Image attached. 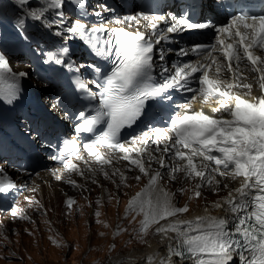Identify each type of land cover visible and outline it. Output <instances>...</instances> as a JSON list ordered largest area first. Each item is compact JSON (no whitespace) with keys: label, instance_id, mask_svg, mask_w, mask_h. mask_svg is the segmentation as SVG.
Instances as JSON below:
<instances>
[{"label":"snow or ice","instance_id":"obj_1","mask_svg":"<svg viewBox=\"0 0 264 264\" xmlns=\"http://www.w3.org/2000/svg\"><path fill=\"white\" fill-rule=\"evenodd\" d=\"M215 3L223 7L222 0ZM69 5L76 11L75 19H69L65 13ZM10 6L13 16L9 24L18 41L29 46L35 43L33 51L44 64L76 77L71 81V89L57 94L49 106L61 110L62 118L71 122L73 133L72 138L57 137L59 151L51 158L67 170L83 175L73 158L87 164L83 154L87 153L97 164L110 165V153L119 151L124 154L123 160L148 177L151 188L163 175L160 170L145 167L146 155L161 169L169 170L173 181L178 179L177 172H183L186 178H200L195 185L197 198L205 185L214 192L222 190L217 175L242 177L240 187L213 202L214 208L223 209L220 216L183 220L177 215L186 213L188 207L174 206L167 194L163 198L159 194L147 200L141 198L138 208L143 218L139 233L147 234L155 225L156 234L168 237L167 253L160 264H172L173 257L177 264L179 260L191 264H232L237 257L240 264H264V95L250 101L235 91L243 87L248 89L244 96L251 93V84L240 83L241 64L247 68L248 63L253 66L251 71L260 74L259 88L264 91V67L257 66L264 65V51L254 54L256 49L264 50V14L240 10L229 14L228 23L217 26L211 20L193 19L197 8L202 10V16L203 9L212 8L211 3L205 4L203 0L186 3L187 10L176 6L174 11L154 14L136 11L134 6L132 13L115 19L118 24L134 22L138 26L135 31H128L110 26L113 21L105 18V13H114L115 9L107 0H98L90 13L88 0H10ZM81 8L83 14L79 12ZM92 17L98 23L89 26ZM205 29L214 30L212 41L193 42L186 48L170 46L179 43L176 36ZM53 38L60 39L49 43ZM77 39L95 58L92 62H77L69 43ZM172 54L179 59L170 64ZM190 56L196 59H183ZM102 60L111 65L109 70L105 71L98 62ZM213 65L214 74L210 76ZM84 69L91 72L88 80L80 78L85 75ZM225 71L232 74L231 79ZM27 77V72H13L0 47V105L14 106L20 101V81ZM174 91L192 95L178 103L171 94ZM83 96L89 98L87 103ZM197 96L216 103L218 106L212 112L219 115L195 110L192 102ZM153 120L162 121L173 135L166 136V128L153 125ZM141 124H146L147 131L130 137L127 143L131 147L126 146L122 130ZM98 125L104 126L102 131H97ZM26 128L31 136L32 125ZM84 134L91 137L78 144L79 136ZM34 139L51 145L38 129ZM149 142L156 145L155 153L162 152L186 163H165V155L148 153ZM61 145L70 146L71 153ZM104 176L108 178L109 173L104 171ZM133 179L140 180L141 176L135 175ZM126 180L121 173V182ZM71 183L76 186L75 181ZM14 188L15 182L0 168V195ZM223 188L227 189L228 184L224 183ZM72 203L69 200L68 206ZM135 207L134 201L130 211ZM95 215L99 217L100 213ZM170 217L174 219L169 221ZM169 233L175 236L169 237Z\"/></svg>","mask_w":264,"mask_h":264},{"label":"rangeland","instance_id":"obj_2","mask_svg":"<svg viewBox=\"0 0 264 264\" xmlns=\"http://www.w3.org/2000/svg\"><path fill=\"white\" fill-rule=\"evenodd\" d=\"M116 9L120 12L118 6ZM10 14H13L12 8ZM10 20V17L7 18L8 26H10ZM8 63L15 66L18 71L27 68L24 64V68H19L22 63L11 58H8ZM35 82L39 87H43L44 83H37L38 80ZM49 101L51 102L50 99ZM51 111L55 109L51 108ZM45 167V170L24 174L28 181L24 187L18 189L19 197L15 202L16 205L11 210L0 213V264H111L110 260L116 254L126 251L128 247L134 248L130 245L133 238H145L144 233H139V221L143 218L138 208L139 201L136 202L133 210L130 211L128 208L130 197L141 191L139 186L146 178L134 166L132 168L122 161L116 167H101L103 171L101 168H94L84 171L83 175H74L80 183L90 179L95 180L96 183L99 180L107 184L103 187L95 184L88 185L86 188L81 186V188L73 189L72 186L64 183L73 193L69 196L75 197L74 200L77 198L73 201V208L65 205L67 196L63 192L52 191V188H56L55 182L62 183L58 175H64V173L59 171L52 177L49 175L52 172L51 165H45ZM117 169L119 171L116 175H112ZM104 171L109 173L108 178L104 176ZM121 173L127 177L123 183ZM10 174L14 176V173ZM135 175H140L141 179H133ZM183 183L180 189L172 188V190L177 189L175 192L172 191L173 194L181 193L174 199L175 206H189L192 199H195L193 207L204 203V195L194 198V189H191L193 183L190 184L189 181H183ZM208 187L205 193L213 196L216 192ZM48 188L51 189L47 190ZM101 190L112 195L105 199V202L98 200V203L94 201L91 203L89 194L94 196ZM93 204L96 205L94 209ZM130 206L132 207L133 204ZM96 212L100 213L99 217L95 215ZM152 228L149 232H152Z\"/></svg>","mask_w":264,"mask_h":264},{"label":"bare ground","instance_id":"obj_3","mask_svg":"<svg viewBox=\"0 0 264 264\" xmlns=\"http://www.w3.org/2000/svg\"><path fill=\"white\" fill-rule=\"evenodd\" d=\"M128 1H130V0H128ZM113 2L111 3V6H114L115 12L113 14L105 13V18L113 21L110 26L111 27H114V28L115 27H124L126 30L135 31L136 30V27H138V26H135L134 25V22L124 23V24H118V23L115 22V19H113V15H116V17H117L118 16V13H120V12H122V14H123L122 17L124 15H126V14L132 13L134 7L133 8H130V7H128V8H125L124 7L123 8V6H120L118 4L117 5H114ZM206 3H208V1ZM117 6L119 7V9H120L119 11L120 12H118V10L116 9ZM95 21H96V23H98V21L96 20V18H95ZM88 23H89V25L92 24V22H88ZM54 39H56V38H53V40ZM176 40L179 41V43L178 44L170 45L171 47H173V48H186V47L190 46L189 41L184 42L180 38V36H176ZM261 51H264V50L256 49V50H254V54L259 55V54H261ZM184 58H186V57H184ZM187 58L192 59V60H195L196 59L195 57L193 58L191 56L190 57H187ZM90 61L92 62L93 60L90 58ZM226 63L227 62H225V64ZM257 66L264 67V65H257ZM233 67L235 68V62L233 63ZM252 67L253 66L251 65V66H248L247 68H244L243 64H241L242 75H241V79H240V83L241 84L247 83V84H251L252 85L251 93L249 95H247V96H244L243 94L244 93H247L248 92V89L243 88V87H239V88L235 89V91H237L239 94H241L243 98L249 99L250 101L253 98H258L260 94L264 95V91H262L259 88V75L260 74L259 73H255L254 71H251ZM19 68H24V65L21 64ZM214 70H215V65H213V68L209 72L210 76L214 74ZM225 74L229 77V79H231V75H232L231 73H227V71H225ZM195 75L199 76L200 74L197 73ZM192 104H193V108H196L197 110H201L202 109L207 114L214 115V116H218L219 115V114H215V113L212 112V108L217 107L218 105L216 103H214V102L213 103L205 102V101H203V99L200 96H197V99L195 101H193ZM55 113H56L57 116L62 117L61 113H58V112H55ZM224 115L227 118V113H225ZM50 122H51V117L49 115V116H47V119H46V121L44 123V126H48L50 124ZM68 128H70V126H68ZM165 135L167 136V135H170V134H168L166 132ZM127 146L131 147L129 144H127ZM155 148H156V145L155 144H152L151 142H149V144H148V153H154L155 155H165V163H167V164H170V165H174L175 166V165H182V164L186 163V162L179 161L174 156H170L168 154H163L162 152L161 153H155V151H154ZM153 163L157 164V162H155V161H153ZM124 165H125V163H124ZM149 166H151V164H145V167L146 168L149 167ZM10 173H12V169H9V173H8L9 176L12 175ZM178 173H179L180 176H182L184 174L183 172H178ZM10 177L15 182V188L23 187L27 183V181H28L25 176H21V175L16 174V173H14V176L12 175ZM223 178H224V180H221ZM216 179L221 180L220 187H221L222 190L219 191V192H216L215 194H213V196H211L210 194L205 193L207 189L201 188L200 189L201 196L202 195L205 196L204 203L202 202L203 201L202 200L201 201L202 202L201 204H197L195 207H193V205H194L193 203L195 202V199L194 200L192 199V202L189 203V206H187L188 207L187 213L178 214L177 215V218L183 219V220H188V219H194L197 216H207V215L220 216V215H223V209L214 208L213 207V202L218 201V200H221L222 197H226L227 194H228V192L230 190L240 187V184L243 182V178L242 177H237L235 179H233V178L230 179L229 178V179L226 180L225 177H221V176L217 175L216 176ZM69 180L70 181H75L76 186H74V187H76V188H81V186L82 187H88V185H93L94 186L95 184H98V185H100V186L103 187V186H105V184H107V183L102 182V181H99V180H98V183H96L95 180H87V181L84 180L85 182L83 181L82 183H80L74 177H71ZM184 181H187V182L189 181L190 184L193 183L192 186H191V189H194V193H195V191H196L195 185L200 182V178H195V179L186 178V179H184ZM224 183H227L228 184V188L227 189H224L223 188V184ZM54 184H55V187L56 188H52L53 189L52 191H54V192L61 191L67 197H70L69 195L73 194V193H71L68 190V188L65 185H62V183L60 184L57 181ZM175 185H178V187L180 189V187L182 185H184L183 179H181L179 181L178 180L173 181V180L170 179V174H168L165 177L164 180H162V181L158 180L157 183H156V185H153L151 188H149V186H148V177L146 176L145 180L139 186V187H141L140 188L141 191L138 194L136 193V194H134V195L131 196V193L128 192L129 193V196H131L130 197V202H129V207L128 208L130 209V207H131L130 205H132L134 201L135 202L140 201L141 198H143L145 200H147L150 197L151 198H154L157 194H159L162 198L164 197L165 194H167V198L169 199L170 203L174 205V199H175V197L176 196H179L181 194L180 192L179 193H176V194H173L172 193V186H175ZM49 189H51V188H48L47 190H49ZM111 195L112 194H107V192L105 193L104 190H101L97 195H94L93 196L92 194H89V199L92 200L91 203H93V201L96 202V203H98V200L104 201L105 199H108V197H110ZM95 196H96V198H95ZM195 197L196 196H194V198ZM73 198L75 199V197H73ZM76 200H77V198H76ZM128 201H129V199H128ZM130 203H132V204H130ZM95 207H96V205L93 204L92 205V208L94 209ZM145 207H147V205H145ZM205 209H207V211H205ZM168 219H169V221H171L174 218H171L170 217ZM86 223H88V222H86ZM160 223L161 224H164L165 221H160ZM154 228H155V225H153L152 232H149L147 234H144L145 238H141V239H135V238H133V240L131 241L130 245L132 247H134V248L133 249H129L130 247H128V249L126 251H124L122 253H119L118 255L116 254V256H114L110 260V263L111 264H160V260H161L162 256H164L167 253V246L169 244V239H168V237H164L162 234H156L154 232ZM135 229H137V228H135ZM125 234H127V233H125ZM168 236L169 237H174L175 234L174 233H169ZM115 241H117V240H115ZM149 258H151V261L150 262H149ZM172 264H177V258H172ZM178 264H191V262L190 261L179 260ZM232 264H240V261H239L238 257L235 258L232 261Z\"/></svg>","mask_w":264,"mask_h":264}]
</instances>
